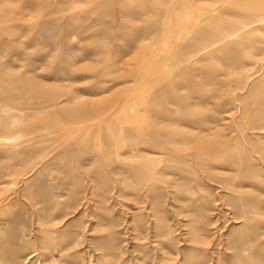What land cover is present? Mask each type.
I'll return each instance as SVG.
<instances>
[{
    "label": "rangeland",
    "instance_id": "1",
    "mask_svg": "<svg viewBox=\"0 0 264 264\" xmlns=\"http://www.w3.org/2000/svg\"><path fill=\"white\" fill-rule=\"evenodd\" d=\"M0 264H264V0H0Z\"/></svg>",
    "mask_w": 264,
    "mask_h": 264
}]
</instances>
